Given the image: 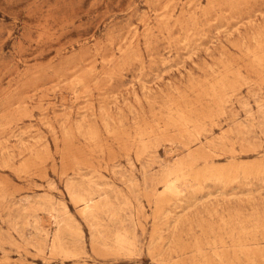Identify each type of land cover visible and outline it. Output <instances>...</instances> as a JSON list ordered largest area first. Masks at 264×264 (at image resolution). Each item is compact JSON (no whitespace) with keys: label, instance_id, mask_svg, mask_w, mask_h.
<instances>
[{"label":"rangeland","instance_id":"374dc122","mask_svg":"<svg viewBox=\"0 0 264 264\" xmlns=\"http://www.w3.org/2000/svg\"><path fill=\"white\" fill-rule=\"evenodd\" d=\"M0 264H264V0H0Z\"/></svg>","mask_w":264,"mask_h":264},{"label":"bare ground","instance_id":"6f19581e","mask_svg":"<svg viewBox=\"0 0 264 264\" xmlns=\"http://www.w3.org/2000/svg\"><path fill=\"white\" fill-rule=\"evenodd\" d=\"M178 164V163H177ZM195 166V165H194ZM166 179V178H165ZM169 186L171 187L173 184H174V182H172V180H170L169 181ZM167 186V185H166ZM166 188V187H165ZM167 190V189H166ZM169 190V189H168ZM162 191V190H161ZM78 202V201H77ZM84 202V201H83ZM97 204V203H96ZM92 208V202H89V203H86L85 205H84V211H87V210H90ZM100 208V207H99ZM100 210V209H99ZM53 214V213H52Z\"/></svg>","mask_w":264,"mask_h":264}]
</instances>
